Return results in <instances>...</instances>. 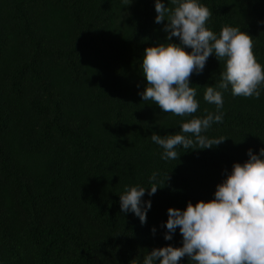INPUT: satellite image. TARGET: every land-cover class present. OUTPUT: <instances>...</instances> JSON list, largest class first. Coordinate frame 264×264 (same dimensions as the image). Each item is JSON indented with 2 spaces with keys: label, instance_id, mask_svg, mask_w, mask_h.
<instances>
[{
  "label": "trees",
  "instance_id": "16d2710c",
  "mask_svg": "<svg viewBox=\"0 0 264 264\" xmlns=\"http://www.w3.org/2000/svg\"><path fill=\"white\" fill-rule=\"evenodd\" d=\"M198 2L216 34L225 25L249 33L264 66V0ZM155 17V0H0V264H143L153 248L182 246L178 228L164 239L169 207L213 199L233 164L264 148V85L259 99L220 88L215 54L190 78L196 113L142 100L144 50L166 42ZM210 86L222 93L223 120L202 135L226 139L162 159L152 133L216 114L204 100ZM154 174L161 187L149 196ZM133 186L151 201L143 224L121 211Z\"/></svg>",
  "mask_w": 264,
  "mask_h": 264
},
{
  "label": "clouds",
  "instance_id": "9594fccd",
  "mask_svg": "<svg viewBox=\"0 0 264 264\" xmlns=\"http://www.w3.org/2000/svg\"><path fill=\"white\" fill-rule=\"evenodd\" d=\"M131 2L125 0V5ZM155 11V22L163 23L166 42L144 50L142 74L147 83L140 93L143 101H152L162 112L176 116L196 113L199 103L190 78L193 73L203 72L212 54L225 63L220 88L231 85L233 96L259 99L264 66L255 57L249 33L225 25L216 34L206 27L211 11L198 0H168L167 6L164 0H155ZM204 100L216 106V114L209 112L203 118L183 122L181 131L174 135L152 133L151 140L163 149L162 159L177 160V146L210 149L226 139L202 135L213 122L223 120L219 112L223 107L222 93L210 86ZM194 144L198 147L193 148ZM155 179V174L150 177L149 196L161 187ZM145 190L133 186L120 195L121 211H131L142 224L151 208V201L142 199ZM167 214L164 239L172 240L178 228L182 246L153 248L143 264H180L184 257L192 264H264V148L258 154L249 149L246 161L235 162L231 172L217 184L213 199L189 201L184 209L169 207ZM155 231L153 227V234Z\"/></svg>",
  "mask_w": 264,
  "mask_h": 264
}]
</instances>
